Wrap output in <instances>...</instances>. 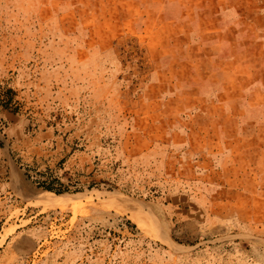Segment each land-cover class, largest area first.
<instances>
[{
	"label": "rangeland",
	"instance_id": "obj_1",
	"mask_svg": "<svg viewBox=\"0 0 264 264\" xmlns=\"http://www.w3.org/2000/svg\"><path fill=\"white\" fill-rule=\"evenodd\" d=\"M74 9L0 0V264H264V232L223 228L237 214L176 177L174 105L135 93L139 42Z\"/></svg>",
	"mask_w": 264,
	"mask_h": 264
},
{
	"label": "crops",
	"instance_id": "obj_2",
	"mask_svg": "<svg viewBox=\"0 0 264 264\" xmlns=\"http://www.w3.org/2000/svg\"><path fill=\"white\" fill-rule=\"evenodd\" d=\"M74 11L139 42L149 71L135 93L174 105V173L203 181L202 210L263 234L264 0H75Z\"/></svg>",
	"mask_w": 264,
	"mask_h": 264
},
{
	"label": "bare ground",
	"instance_id": "obj_3",
	"mask_svg": "<svg viewBox=\"0 0 264 264\" xmlns=\"http://www.w3.org/2000/svg\"><path fill=\"white\" fill-rule=\"evenodd\" d=\"M42 196V195H41ZM42 198V197H41Z\"/></svg>",
	"mask_w": 264,
	"mask_h": 264
}]
</instances>
